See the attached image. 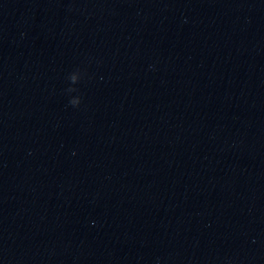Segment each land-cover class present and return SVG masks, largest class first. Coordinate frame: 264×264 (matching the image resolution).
<instances>
[{"label": "clouds", "instance_id": "obj_1", "mask_svg": "<svg viewBox=\"0 0 264 264\" xmlns=\"http://www.w3.org/2000/svg\"><path fill=\"white\" fill-rule=\"evenodd\" d=\"M69 79H70V81H71V83L74 85V84H76L77 82H78V80H77V77L76 76H71V77H69ZM67 91L69 92V93H71V92H75V91H77V89L76 88H74V87H69L68 89H67ZM80 102H81V100H80V98L79 97H75V98H72L70 101H69V103L72 105V106H79V104H80Z\"/></svg>", "mask_w": 264, "mask_h": 264}]
</instances>
